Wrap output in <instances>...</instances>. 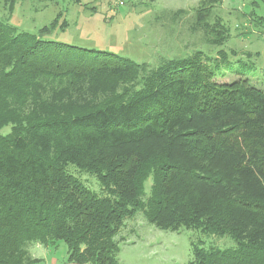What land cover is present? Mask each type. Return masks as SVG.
Segmentation results:
<instances>
[{
  "label": "trees",
  "instance_id": "1",
  "mask_svg": "<svg viewBox=\"0 0 264 264\" xmlns=\"http://www.w3.org/2000/svg\"><path fill=\"white\" fill-rule=\"evenodd\" d=\"M48 30L0 18V264H39L29 244L59 241L70 264H120L116 237L140 211L235 243L192 242L189 264H264V90L215 82L198 55L150 69ZM82 82L93 100L71 102Z\"/></svg>",
  "mask_w": 264,
  "mask_h": 264
},
{
  "label": "rangeland",
  "instance_id": "2",
  "mask_svg": "<svg viewBox=\"0 0 264 264\" xmlns=\"http://www.w3.org/2000/svg\"><path fill=\"white\" fill-rule=\"evenodd\" d=\"M8 8L0 0V18L9 17L20 31L30 33L46 27L45 40L109 51L150 69L168 59L198 55L215 74V82L247 78L264 90V32L252 15H264V0H19L13 11ZM201 13L207 16L199 20ZM78 88L71 102L85 104L91 96L88 86L82 82ZM11 128L5 127L0 135ZM69 169L99 195L105 194L95 176L74 166ZM150 184L151 179L147 191ZM125 225L116 237L120 264H189L192 242L235 246L228 236L160 229L143 211ZM28 250L39 264H70L63 241L49 246L30 243Z\"/></svg>",
  "mask_w": 264,
  "mask_h": 264
}]
</instances>
